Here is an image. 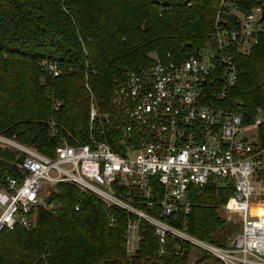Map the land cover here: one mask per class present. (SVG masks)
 <instances>
[{
    "label": "trees",
    "instance_id": "obj_1",
    "mask_svg": "<svg viewBox=\"0 0 264 264\" xmlns=\"http://www.w3.org/2000/svg\"><path fill=\"white\" fill-rule=\"evenodd\" d=\"M220 1L0 0V136L49 157L63 142L88 144L92 135L104 139L102 131L113 133L105 117L113 121L116 84L155 57L181 62L212 45L218 13L221 23L232 21L219 9ZM230 2L242 12L259 4ZM232 54L237 81L222 106L239 108L247 123L264 107V30L248 54ZM44 60L58 64L62 74L51 75ZM91 94L99 114L92 126ZM259 136L264 144V127ZM25 157L0 144V184L7 176L21 178L18 166ZM229 195L228 189L192 188L187 231L222 246L234 226L218 218L215 208ZM47 202L53 208L40 209L34 227L2 230L0 264H187L193 252L173 244L159 256L153 230L142 223L143 240L130 254L127 214L75 185L58 184ZM201 255L197 263L213 259Z\"/></svg>",
    "mask_w": 264,
    "mask_h": 264
},
{
    "label": "built area",
    "instance_id": "obj_2",
    "mask_svg": "<svg viewBox=\"0 0 264 264\" xmlns=\"http://www.w3.org/2000/svg\"><path fill=\"white\" fill-rule=\"evenodd\" d=\"M258 3L242 12L221 0L219 9L232 21L221 23L218 13L212 45L181 62L156 59L128 72L113 90V121L105 117L113 133L102 131L104 139L92 135L88 144L63 142L49 157L0 136V144L26 155L18 166L21 178L7 176L0 184V233L34 227L38 211L53 208L47 202L50 191L68 183L127 214L130 254L143 240V223L154 232L159 256L170 245L185 244L218 264H264V144L259 136L264 107L244 123L239 108L222 106L237 81L232 53L248 54L264 30V0ZM42 66L54 77L62 74L54 62L44 60ZM91 96L92 126L99 114ZM60 106L57 102L55 110ZM205 186L230 191L222 207L238 216L240 231L226 246L187 231L190 191Z\"/></svg>",
    "mask_w": 264,
    "mask_h": 264
},
{
    "label": "rangeland",
    "instance_id": "obj_3",
    "mask_svg": "<svg viewBox=\"0 0 264 264\" xmlns=\"http://www.w3.org/2000/svg\"><path fill=\"white\" fill-rule=\"evenodd\" d=\"M258 19L259 18L256 15L255 20L257 21ZM243 20H244V17L241 15L240 21H243ZM156 59H158V58L155 57L154 60H156ZM158 60H160V59H158ZM215 212H216L218 218L223 220L226 224H231L232 226H234L233 231L230 234L226 235L225 241L221 242L222 246H226L229 243V241L240 231L239 218H238V216H236L234 214L225 213L222 206L215 208ZM192 251L193 252H191L189 255V260H188L187 264H218L213 259L212 260H206V261H203L201 263H197L199 257L202 255L199 254L198 252L194 251V250H192Z\"/></svg>",
    "mask_w": 264,
    "mask_h": 264
},
{
    "label": "water",
    "instance_id": "obj_4",
    "mask_svg": "<svg viewBox=\"0 0 264 264\" xmlns=\"http://www.w3.org/2000/svg\"><path fill=\"white\" fill-rule=\"evenodd\" d=\"M260 22H264V12L262 13V17H261ZM196 53H197V52H196Z\"/></svg>",
    "mask_w": 264,
    "mask_h": 264
}]
</instances>
